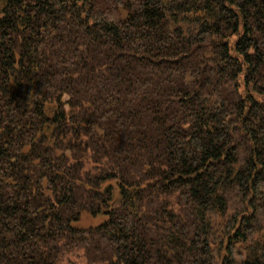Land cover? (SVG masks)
<instances>
[{
	"label": "trees",
	"instance_id": "16d2710c",
	"mask_svg": "<svg viewBox=\"0 0 264 264\" xmlns=\"http://www.w3.org/2000/svg\"><path fill=\"white\" fill-rule=\"evenodd\" d=\"M79 248L264 264V0H0V264Z\"/></svg>",
	"mask_w": 264,
	"mask_h": 264
},
{
	"label": "rangeland",
	"instance_id": "374dc122",
	"mask_svg": "<svg viewBox=\"0 0 264 264\" xmlns=\"http://www.w3.org/2000/svg\"><path fill=\"white\" fill-rule=\"evenodd\" d=\"M234 211V208L231 209ZM229 215H232L229 213ZM222 218H213L214 223V239L217 240L215 243V250L217 255L221 256L225 254V248L227 246L224 243L223 237L225 236L224 220ZM103 221L101 217H93L88 213H84L81 220L76 223V226L80 228H87L90 226H97ZM94 257V254L89 253L86 248L75 249L71 252H67L63 258V264H91L90 260Z\"/></svg>",
	"mask_w": 264,
	"mask_h": 264
}]
</instances>
